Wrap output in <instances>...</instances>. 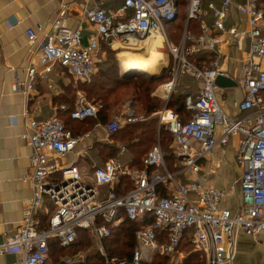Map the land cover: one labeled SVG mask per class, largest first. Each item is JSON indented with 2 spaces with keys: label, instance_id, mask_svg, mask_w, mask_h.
<instances>
[{
  "label": "built area",
  "instance_id": "1",
  "mask_svg": "<svg viewBox=\"0 0 264 264\" xmlns=\"http://www.w3.org/2000/svg\"><path fill=\"white\" fill-rule=\"evenodd\" d=\"M82 1L83 17L94 27L96 35L84 44L82 29L73 30L65 24L68 18L65 9L51 29L42 26L29 29L27 36L31 43L40 35L45 41L38 64L28 69V80L17 82L15 89L29 98L38 76L47 77L57 65L76 81L88 82L96 73V58L102 42L138 43L162 37L174 65L171 80L160 87V93L169 101L183 76L193 78L199 85L197 94L186 98V107L192 113L188 122H181L169 110L159 113L160 125L172 134V149L182 167L178 173H170L159 145L145 160V165L154 169L152 173L110 160L92 174H84L77 161L71 164L65 159L85 144L91 134L74 136L59 114L70 113L75 121L97 120V106L81 95L73 110L62 105L59 113L43 120L30 118L26 112L24 139L32 148L29 162L33 174L25 182L31 184L33 198L24 211L20 231L5 235L0 241V257L18 252L23 255L22 264H48L51 241L56 240L61 248L68 249L76 243L78 230H90L104 264H145L159 257L174 261L186 240L205 256L206 264H233L241 235L256 239L264 233V0H246L237 7L247 19L246 32L237 26L227 29L234 6L231 0H223L220 5L208 3L206 9L212 16L213 27L202 22L200 35L186 30L176 47L166 35V25L174 22L179 13L176 0H123L117 12L107 11L104 2ZM204 11L203 0H188L187 25L200 20ZM226 34L236 45L242 46L246 38L250 41L240 82L244 99L237 105L245 113L241 118L227 116L217 97L216 80L229 78L220 64L222 37ZM203 51L216 55L210 68L200 67L192 60ZM129 105L122 119L104 126L112 142L123 126L141 119ZM233 137L242 138L237 157L242 169L239 185L222 189L209 187L200 162L227 146ZM186 172H191L193 177L180 184L179 176ZM124 177L131 180L133 187L119 193ZM159 187L166 191L164 195ZM238 188L242 203L233 212L224 203ZM47 204L49 216L45 218ZM147 216L153 217V224L137 232V248L131 258L109 256L104 245L105 239L111 236L108 226L118 227L124 220L137 222ZM98 220L105 225L99 226ZM87 258V253L80 252L66 257L63 263L81 264Z\"/></svg>",
  "mask_w": 264,
  "mask_h": 264
},
{
  "label": "crops",
  "instance_id": "2",
  "mask_svg": "<svg viewBox=\"0 0 264 264\" xmlns=\"http://www.w3.org/2000/svg\"><path fill=\"white\" fill-rule=\"evenodd\" d=\"M96 1L97 3L104 2L107 11L117 12L109 6V0ZM222 1L203 0L205 13L200 20L211 28L213 27L212 16L207 13V4L213 2L220 5ZM231 1L234 6L227 20V29L237 26L241 32H246L247 19L237 9L246 0ZM83 6L82 0H0V241L4 240L5 235L12 236L20 231L24 211L33 198L32 186L25 182V179L33 174V169L29 162L32 148L29 142L24 139L27 134L24 115L28 112L30 118L43 120L59 113L62 100L67 98L66 96L72 90L70 82L75 80L66 70L57 65L47 77L38 76L29 98L15 89L17 82L24 83L28 80V69L32 64H38L39 52L45 41L44 36L40 35L35 43H31L27 31L29 29L36 30L40 26L45 27L46 30L51 29L59 13L65 9L68 12L65 24L73 30L82 29L83 42L88 44L96 35V31L83 17ZM222 38L221 69L237 83V87L219 88L217 90L218 102L227 116L241 118L245 113H241L237 105L244 99V91L240 82L243 79V62L250 49V41L246 38L243 45L240 46L236 45L227 34ZM115 44L109 43L108 45L114 48ZM102 47L103 42L101 49ZM101 49L96 58L97 64ZM262 67L264 69V61H262ZM41 70L39 65V71ZM185 80H189L191 84H184ZM160 87L156 90L154 97L164 101L166 106L173 94H176L178 87L181 95L195 96L199 91V85L189 76L179 79L169 101L160 93ZM77 95L79 98L82 94L78 92ZM156 116L159 117V114ZM104 126L106 125L101 124L99 127L97 124L94 130L88 133L91 134V137L87 142L80 145L73 155L65 159V162L72 164L77 161L82 172L85 169L82 166L84 165L88 168V174H92L102 161L94 153H98L97 150L105 145L115 146V140L113 139V142L111 138L109 140ZM161 127L159 122V128L161 129ZM241 140V137L231 138L227 146L217 149L211 157L200 162L206 185L217 189L229 188L234 184L239 185L242 169L237 162V157ZM181 167L180 161L179 168L175 173H178ZM179 177L180 184H185L191 180L193 175L191 172H186ZM162 190L164 195L166 191L163 188ZM241 203L242 196L238 188L225 201L224 206L236 212ZM47 207L48 204L43 215L45 218L49 216ZM256 249L262 251L261 256L253 254ZM240 252H245L246 255L237 261ZM244 258L247 263L249 261V263L264 264V233L256 239L241 235L238 255L233 264H242ZM22 259V253L15 252L0 257V264H22Z\"/></svg>",
  "mask_w": 264,
  "mask_h": 264
},
{
  "label": "trees",
  "instance_id": "3",
  "mask_svg": "<svg viewBox=\"0 0 264 264\" xmlns=\"http://www.w3.org/2000/svg\"><path fill=\"white\" fill-rule=\"evenodd\" d=\"M109 3V6H111L113 10L119 11L122 7L123 0H109ZM176 3L179 10L178 16L174 22L166 25V31L168 33L171 31L170 37L173 40H177L176 44H172L175 46L180 44L186 30L189 33L200 35L202 24V21L198 20L191 21L189 25H187L188 0H176ZM262 7L264 8V2H262ZM103 47L106 49L107 54L112 52L107 43H103ZM192 60L200 67L210 68L212 63L216 60V55L211 52H203L196 55ZM104 61V63L100 65L101 68L99 69V75L93 82L78 83V87L75 88L76 92L79 91L86 95L88 99L87 101L94 106L98 105V119L75 121L72 120L70 113H60V119L64 121L67 129L70 130L74 136L79 137L91 132L99 123L106 125L109 122V117L111 115L119 114L120 110L118 108L126 99L131 98L134 102L141 104V112L144 114V118H141L140 121L135 124H126L123 126L113 137L115 140V146L105 145L103 148L100 147L97 150L98 153L95 152L94 155L101 158L102 161L100 164L102 166L110 160H117L124 165H128L131 169L152 173L154 169L146 166L145 160L155 147L160 145L169 172H177L180 160L176 157L171 148L173 141L171 138L172 134L165 131L163 127H161V129L159 128L160 119L156 116V114H159L165 109L166 104L164 101L154 97L156 90L161 85L171 80L172 67L163 71L161 77H151L149 81L147 80L143 84H138L135 83V80L130 79V76L120 73L119 65L116 62L114 64L117 72L113 75L110 74L109 66L113 63L110 56L108 60L105 59ZM112 86L114 88L115 86L124 88L125 91L116 94L114 89L111 88ZM75 90L72 89L69 95L66 96L67 98H64L60 105H67L73 110L78 100V95L75 94ZM177 94L178 93L173 94L170 101L167 103V107L168 110L173 112L181 122L186 123L192 116V113L188 111L186 107L187 94ZM112 95H114L113 98H111ZM136 116L138 117L137 112ZM123 148H125L124 154L122 153ZM121 182L122 186L119 193H123V190H129L133 187L129 178L124 177L121 179ZM158 190L163 194L161 187H159ZM152 224L153 217L147 216L145 219L137 222L124 220L118 227L108 226L111 230V236L104 241L108 255L111 257L130 259L137 246V232L143 228L151 226ZM98 225L102 226L105 224L102 220H98ZM93 246H95L93 233L90 230H78L76 243L68 249L61 248L56 240L51 241L49 263L63 264L62 261L60 262L61 258H59V256L62 257L67 254L74 257L80 252H85V250L93 248ZM185 248H188V250L192 248L194 249L188 240L184 241L181 248L178 250L176 259L178 258L179 252ZM81 264H104V259L95 249L91 252L86 261ZM145 264H173V262L168 257H159L152 263ZM179 264L205 263L201 258L200 253L192 252Z\"/></svg>",
  "mask_w": 264,
  "mask_h": 264
},
{
  "label": "rangeland",
  "instance_id": "4",
  "mask_svg": "<svg viewBox=\"0 0 264 264\" xmlns=\"http://www.w3.org/2000/svg\"><path fill=\"white\" fill-rule=\"evenodd\" d=\"M119 2V1H118ZM170 34H171V31H169V33L166 31V35H167V37H168V40H169V43L172 45V44H176L177 43V40L176 39H172L171 37H170ZM156 43V44H155ZM160 42L159 41H157V40H155L154 38H150V39H144L143 41H141V42H138V43H125V42H121V41H119V42H117L116 44H115V46H114V48H111L110 46V48H111V50H112V52H110V53H106L107 51H106V49L104 48V47H102V49H101V54L99 55V62H98V65H97V70H96V73H95V75L93 76V78L90 80V81H88V82H93L94 81V79H96L97 78V76L99 75V69L101 68L100 67V65H102L105 61V59H107L108 60V58H109V56L112 58V61H113V63L109 66L110 67V70H109V73L110 74H114V73H116L117 72V69L115 70V62L116 63H118V65H119V70H120V73H124V74H126L127 76H130V79H133V80H135V83H138V84H140V83H145L147 80L149 81V79L151 78V77H161L162 76V74H163V71H165L166 69H169L170 67H173V65H174V62H173V58H171L170 56H169V52H168V49H167V44H165V43H163L164 44V57L161 59V61L158 63V65H156L153 69H152V71H148V72H145V71H134V70H124V60H130V59H132V58H134V59H140V60H143V61H145V60H148V59H150V57H151V55H150V49L151 48H153V46H159L158 44H159ZM172 46H174V47H176V46H178V45H172ZM146 53H149V57L147 58L146 56H145V54ZM110 54V55H109ZM124 56V57H123ZM122 57V58H121ZM104 61V62H103ZM100 63V64H99ZM71 85H72V89H74L75 90V88H77L78 86H77V84L78 83H82V82H76L75 80H72L71 82ZM85 83H87V82H85ZM182 84V83H181ZM184 84H186V85H190L191 83H190V81L189 80H185L184 81ZM180 87V86H179ZM177 88V90H176V93H178L177 95H180L179 93H180V88ZM112 89H114V91L116 92V94L117 93H122L123 91H125V89L124 88H119V87H116L115 86V88L112 86L111 87ZM79 91H77L76 92V90H75V94H77ZM81 94L83 95V97L86 99V100H88L87 99V97H86V95L84 94V93H82L81 92ZM114 97V95H112L111 96V98H113ZM88 103H90L89 101H87ZM90 104H92V103H90ZM129 104H131L132 105V107L136 110V112H137V115H138V117L139 118H144V114H142V112H141V104H139V103H136V102H134L131 98H129V99H126L124 102H123V104L118 108L119 110H120V113L119 114H115V115H111L110 117H109V122L110 121H112V120H116V119H122L123 118V116H125L126 115V113L128 112V110H129V107H130V105ZM93 105V104H92ZM97 107H98V105H97ZM99 108V107H98ZM108 122V123H109ZM94 130V129H93ZM92 130V131H93ZM166 131V130H165ZM168 132V131H167ZM169 133V132H168ZM171 136V135H170ZM171 138H172V145H171V148L173 147V143H174V139H173V137L171 136ZM173 150V149H172ZM104 165V164H103ZM83 166V168H85L84 170H83V173L84 174H88L89 173V171H88V168L87 167H85L84 165H82ZM102 166V165H101ZM100 166V167H101ZM86 170V171H85ZM103 193H105V191H103ZM135 248H137V246L135 247ZM95 250V246H93V248H89V249H87V250H85V253H87L88 254V256L91 254V252H93ZM192 252H197V253H200L201 254V258L203 259V261H204V263L206 264V260H205V256L201 253V252H199V251H196L195 249H189L188 250V248L186 249H183L181 252H180V254L178 255V258L176 259V260H174V261H172L173 262V264H179L181 261H183L184 259H186L187 257H188V255L190 254V253H192ZM253 254H257L258 256H261L262 255V251H259V250H255L254 252H253ZM261 254V255H260ZM246 255V253L245 252H240V254H239V257H238V260L237 261H239V259L240 258H243L244 256ZM69 255H63L62 257L61 256H59V258H61L60 259V262L62 261V263H63V259H65L66 257H68ZM65 257V258H64ZM69 257H71V256H69ZM246 258H244V259H242V264H246L247 262H246V260H245ZM241 261V260H240ZM263 263V262H262ZM50 264V263H49ZM64 264V263H63ZM247 264H254L253 262H250L249 263V261H248V263Z\"/></svg>",
  "mask_w": 264,
  "mask_h": 264
},
{
  "label": "bare ground",
  "instance_id": "5",
  "mask_svg": "<svg viewBox=\"0 0 264 264\" xmlns=\"http://www.w3.org/2000/svg\"><path fill=\"white\" fill-rule=\"evenodd\" d=\"M155 40L159 41V46H153V48L150 49V59L148 60H140V59H128L124 60V70H134V71H152V69L158 65V63L161 61V59L164 57V40L162 37L154 38ZM156 44V43H155ZM124 57V56H123ZM122 58V57H121ZM148 58V57H147Z\"/></svg>",
  "mask_w": 264,
  "mask_h": 264
},
{
  "label": "water",
  "instance_id": "6",
  "mask_svg": "<svg viewBox=\"0 0 264 264\" xmlns=\"http://www.w3.org/2000/svg\"><path fill=\"white\" fill-rule=\"evenodd\" d=\"M145 56L149 57V53H146ZM216 86L220 89H225V88L237 87V83L231 78L219 77L216 80ZM165 110H168L167 106L165 107Z\"/></svg>",
  "mask_w": 264,
  "mask_h": 264
}]
</instances>
